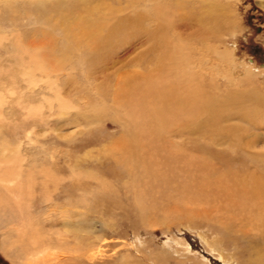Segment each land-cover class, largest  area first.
Segmentation results:
<instances>
[{
	"label": "bare ground",
	"instance_id": "1",
	"mask_svg": "<svg viewBox=\"0 0 264 264\" xmlns=\"http://www.w3.org/2000/svg\"><path fill=\"white\" fill-rule=\"evenodd\" d=\"M214 1L4 0L1 8L9 14V18L0 19V24L6 19L7 23L15 27L23 22H38V24L41 22L44 27H48L50 31L48 42H40L39 46L44 48L49 55L44 56L41 53L38 56L33 53L34 56L29 55L28 58L23 59V63L17 60L18 65L20 64L27 70L23 72L24 74L31 72L29 67L31 65L50 73L58 72L62 68L72 70L71 73L75 74L78 84L84 86L81 89L85 90L84 93L79 89L76 91L75 103L80 108L90 103L103 105L98 107L103 110L98 109L97 116H88L79 111L75 114L76 118H67L70 108L68 104L60 103L62 111L58 115L60 119L57 120L58 123H62L60 127L64 125L65 120L61 121L64 116L67 119L66 124L78 118L82 124L90 126L97 122L107 123L111 117V120L121 125L120 136L113 138L111 144L105 146L104 150L108 152L109 160H116L115 165H110V174L117 178L122 177L123 174L129 175L133 180L132 188L136 187L138 191L137 199L140 194V198L144 196L140 188L141 183L144 182L148 186L157 185L158 188L164 185L167 192L176 190L177 193L185 195L195 204L200 202L207 206L214 204L221 213L228 215L227 218L224 217V220L220 219L222 218L220 216L216 224H213L218 227L217 230L220 228L224 231L223 233H230L236 237L240 235L246 238L251 235L258 238L257 242L248 245L249 247L245 249L247 255L244 259L245 264H264V168L262 167L264 160L259 158L261 153L257 149L260 142L251 131L255 126L258 128L264 126V120H257L258 113L264 110V92L249 86L257 81L254 77L246 75L243 79L238 78L234 81L229 70L227 74L231 76L225 74L229 77L224 84L225 88L230 85L241 88L222 91L223 84H217L216 74H211V68L199 70L197 67L198 69L195 68L194 72L191 70L193 67L187 69L193 64L191 60L178 57L179 52L186 51V45H182L183 42L179 41L180 37L188 42L189 47L187 48L194 56L200 50L207 52L209 47L207 55L212 54L220 59L224 57L213 51L211 45L223 34L225 26L232 22L227 11L224 10L225 7ZM260 4L264 5V0ZM24 6L31 11L19 13L23 11ZM49 11L55 15L54 19L46 17ZM31 12L33 13L30 14ZM178 21L187 22V26L195 24L193 27L197 28L188 35H183L178 27L176 28ZM135 37L144 38L147 46L145 53L134 61L140 62L139 71L125 73L116 80L108 79L105 83H97L95 76L98 72L104 70L111 57L123 44ZM189 42H193L195 47ZM75 54H79V59L77 56H72ZM46 59H51L48 67ZM182 64L184 68L179 70L178 66ZM77 65L85 69V72H82L84 78L82 75L80 77L79 73L73 72L78 71ZM186 72L199 77L203 83L198 86L194 85L193 81L186 79L184 74ZM57 77L59 78L60 75ZM73 79L67 76L65 81L73 84ZM218 82H220L219 79ZM246 85L249 87L246 88ZM184 86H189V88ZM204 87L209 91L207 95L201 90ZM214 89H218L219 92L212 93ZM35 95L36 91H33L24 99L31 101ZM247 98L250 100H246ZM52 108L56 109L54 104ZM108 111H112V116H109ZM229 121L231 122L228 123ZM38 122L35 121V124L30 125L36 128ZM245 126L246 128H243ZM246 130L248 134L245 133ZM41 136L47 144H53L54 147L61 143L59 140L62 139L63 147L54 148L53 152L48 154V148L46 149L45 146L38 148L29 145L19 135L10 136V139H21L19 146H25L23 151L29 153L28 156L32 158H29L28 165L40 166L42 164L46 168L50 167L40 170V173L43 183L41 188L45 193L50 192L52 200L58 199L61 193L68 197L75 195L74 187L60 189L57 193L58 187L53 190L49 184L51 171H63L60 160L73 157L70 148L72 138L68 135L55 138L47 137L46 134H41ZM177 137L180 141L175 140ZM196 151H203L202 155L193 154L198 153ZM49 155H52L51 160ZM210 158H217L218 165L214 164L215 161L212 163ZM10 159L11 162L15 161L12 157ZM243 160L248 162L249 168L245 166L243 170H231L236 168L235 164ZM32 161L35 164H32ZM219 163L227 164L228 167L230 165V170L223 172ZM22 177L20 178L23 179ZM0 180L5 182L3 186H6V183L11 184L12 175H0ZM78 184L80 187L77 186ZM78 184L74 186L79 189H86L85 187L88 186L87 183L79 182ZM104 186H106L105 182ZM172 186L175 188L173 189ZM21 189L20 193L18 191L16 193L13 188L6 191L8 194L9 192L16 193L22 198V195L26 194L27 187L23 186ZM8 212H10L9 209ZM64 213L66 217L67 211ZM67 218H71L70 213L67 214ZM83 218L80 222H83ZM56 220V217H49L45 221L50 222L51 226H56L58 225L55 223ZM63 226L64 231H56V235L51 234L47 237L45 231L43 233L39 231L37 235L35 233V236L32 235L29 264H88L94 258V254H89L91 250H87L84 246L86 229L83 230L81 226L77 228L80 240L77 242V248H74L76 240L73 241L74 233L72 232L75 230L71 228H75V222L66 220ZM49 232L51 233V230ZM228 238L229 241L238 242L236 238ZM221 242L226 243V240L222 239ZM225 246L224 248L228 249ZM221 253L223 254V251Z\"/></svg>",
	"mask_w": 264,
	"mask_h": 264
},
{
	"label": "rangeland",
	"instance_id": "2",
	"mask_svg": "<svg viewBox=\"0 0 264 264\" xmlns=\"http://www.w3.org/2000/svg\"><path fill=\"white\" fill-rule=\"evenodd\" d=\"M3 1L0 0V19L9 16L1 8ZM216 1L225 7L224 10L227 11L226 13L233 23L226 25L223 34L211 45L213 51L224 57L220 59L212 54L207 55L210 50L209 47L207 52L200 50L194 56L190 52L191 50L187 48L189 47L188 42L183 41L180 37L179 41L183 42L182 45H186V51L178 53L179 59L191 60L193 64H190L191 67L189 66L187 69L193 67L191 70L194 72L195 68L196 70L198 68L199 70L211 68V74H216L217 84H223L222 91L241 88L233 85L225 88L224 84L229 78L227 75L231 76L227 74L230 71L234 81L238 78L243 79L246 75L254 77L257 81L249 86L264 92V5L260 4L262 0ZM25 11L30 12L31 10L24 6L23 11L19 13ZM140 12L142 11L140 10ZM46 17L54 19L55 15L49 11ZM187 25L188 23L185 21H178L176 28L178 27L179 32L183 35H188L197 28L193 27L195 24L193 26ZM49 34L48 27H44L41 22L39 24L38 22H23L15 27L13 24L7 23L5 19L4 23L0 24V175H12L11 184L6 183L9 185L8 187H6L7 185L4 187L5 182L0 180V264H29L31 262L29 252L32 249V235L35 236V233L37 235L39 231L42 233L45 231L47 237L51 234L56 235L57 232L64 231L63 224L66 220L75 222V228H71V230H75L72 232L74 233L73 241L76 240L74 248H77V242L80 240L77 230L80 226L83 230L86 229L84 231L86 234H83L84 246L87 250H91L89 254H94L93 257L95 258L92 259L93 261L90 260L88 264H245L244 259L247 256L245 249L249 247L248 245L255 243L256 240L258 241V238L251 235L246 238L240 235L236 237L230 233H223L224 231L220 228L217 230L218 227L213 224H216L215 222L219 220L220 216L222 217L220 219L224 220V217L227 218L228 215L221 213L214 204L208 206L201 202L195 204L193 201H189L185 195L177 193L176 190L167 192L164 185L158 188L157 185L148 186L144 182L141 183L140 187L144 196L140 198V194L139 199H137L138 191L136 187L132 188L133 180L129 175L123 174L117 180V177L110 174V165H115L116 160L110 159V161L107 158L108 152L104 148L111 144L113 138L119 137L120 132L122 133V127L117 121L111 120L110 117L107 123L99 124L97 122L85 126L78 118V120L73 119L74 122L66 124L67 119L64 116L61 119V121L65 120L63 121L64 125L60 127L62 123L57 121L60 119L58 115L62 111L59 106L60 103L68 104L67 106L70 108L67 118H76L75 114L79 111L88 116H97L98 109L103 105L90 103L80 108L75 103L76 91L79 89L84 93L85 90L81 89L84 86L78 84L75 74L71 73L72 70L62 68L58 72L50 73L31 65L29 66L31 72L23 73L27 70L20 64L18 65L17 60L23 63V59L28 58L29 55L38 54L39 56L41 53L44 56L49 55L44 48L39 46L40 42H48ZM144 42V38L135 37L123 44L111 57L104 70L95 76L97 83H105L108 79L116 80L125 73L139 71L140 62L134 61L145 53L144 50L147 46ZM189 43L194 46L193 42ZM51 48L53 54V47L51 46ZM72 56H77L79 59V54ZM80 56L83 57L81 54ZM45 62L48 67L51 59H46ZM178 67L179 70L184 68L183 64ZM77 68L78 71L73 72L79 73L78 75L80 77L82 75L84 78L85 69H82L80 65H77ZM227 70L229 71L227 72ZM184 74L186 79L193 81L194 85L197 84L198 86L203 83L199 77L190 72ZM58 75H60V79L57 77ZM67 76L74 78L73 84L65 81ZM184 87L189 88V86ZM201 90L206 95L209 92L205 87ZM33 91H36L35 97L31 98V101L25 100V96L30 95ZM217 92L219 90L214 89L212 93ZM246 100L250 99L247 98ZM53 104L55 110L52 108ZM108 114L112 116V111H108ZM257 120H264V110L258 113ZM35 121H39L36 128L30 125L35 124ZM40 123L42 124L40 125ZM251 131L257 136V141L260 142L257 149L261 153L259 158L264 160V126L259 128L255 126ZM247 132L246 130L245 133L248 134ZM41 134L53 138L68 135L72 138L70 148L73 157L60 160L63 171H51L52 176L49 184L53 190L58 187V190H55L57 193L60 189L74 187L75 195L68 197L61 193L58 199L52 200L50 192L45 193L41 188L43 183L40 173V170L50 167L47 166L46 168L42 164L40 166L28 165L29 158H32L28 156L29 153L23 151L25 146H19L21 139H10V136L19 135L29 145L38 148L45 146L46 149L48 148V154H51L54 148L63 147L62 139L59 138L61 143L54 147L53 144H47ZM175 140L180 141L178 137ZM196 152L198 153L193 154L202 155L203 151ZM51 156H48L50 160ZM11 157L15 161L11 162ZM210 160L212 163L215 161L214 164L218 165L217 158H210ZM32 164L35 163L32 161ZM26 165L29 169L25 167ZM219 165L223 172L230 170V165L229 167L227 164L219 163ZM235 165H237L236 168L231 170L249 168L246 160ZM262 167L264 168V164ZM79 182L87 183L86 189H79ZM104 182L107 187L104 186ZM74 184L79 187L77 188ZM23 186L24 188L27 187L25 194L27 197L23 194L24 198L23 195L21 198L16 193L17 191L20 193ZM7 188H13L16 193L11 194L9 192L8 194ZM172 188L174 189L175 186ZM47 198L48 200H46ZM64 211H67V214L70 213L71 218H67V214L65 217ZM48 215L52 218L56 217L55 223L58 225L51 226L50 222L45 221L49 218ZM82 217L84 220L80 222ZM228 237L236 238L238 242L229 241ZM216 239H219L220 243ZM222 239L223 241L226 240V243L221 242ZM231 242L235 245L232 246ZM219 246L223 250L219 249ZM217 248L218 250H215ZM219 253L221 254L219 255ZM241 256L244 262L240 259Z\"/></svg>",
	"mask_w": 264,
	"mask_h": 264
}]
</instances>
